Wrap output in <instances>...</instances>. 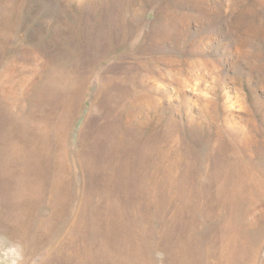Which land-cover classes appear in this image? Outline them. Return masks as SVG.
Here are the masks:
<instances>
[{"label": "rangeland", "instance_id": "374dc122", "mask_svg": "<svg viewBox=\"0 0 264 264\" xmlns=\"http://www.w3.org/2000/svg\"><path fill=\"white\" fill-rule=\"evenodd\" d=\"M26 87L52 121L68 100L53 180L75 196L15 210L26 238L0 214V264H182L165 235L206 264L229 227L228 253L264 264V0H0V100Z\"/></svg>", "mask_w": 264, "mask_h": 264}, {"label": "bare ground", "instance_id": "6f19581e", "mask_svg": "<svg viewBox=\"0 0 264 264\" xmlns=\"http://www.w3.org/2000/svg\"><path fill=\"white\" fill-rule=\"evenodd\" d=\"M47 85H49L50 89V79H48ZM30 95L31 93H28L26 87V89H22L19 93H16L15 91L13 92V94H8L7 97L0 100V200L3 201L2 206L5 207L4 209H2L3 211L0 212V214L1 217L5 219L4 217H6V212L10 210L11 215L7 216V220L14 221L12 233L15 235L21 234L25 238L28 234V232L26 231L27 228L24 229L26 232L20 229L21 224L19 223H22V220L21 217H18V214L22 210L21 208H24L30 204L33 207L32 210L34 209V212H37L41 209L42 200L47 197L48 202H46L45 204L51 206L52 212L56 213L55 218H58L61 215L65 201L69 197L75 196V193H73L72 191L73 185L71 186L69 182L53 180L57 177L62 176V169L60 168L61 165L59 166V163L63 159L62 151H64L65 149H62L63 146L61 144L62 141L60 135L64 132L67 127L66 122L68 123V121L70 120H68L67 118V116L70 115L67 111V106L70 107L68 100L66 98H62L60 104V109L62 110L61 112L59 110L56 111V113H59L60 116L56 119V121H52L53 117L51 116L50 110L53 104V100H51L50 98V90L48 91L47 88H42V90L38 91V98L35 102L32 101V99L30 101L26 100V98H28ZM103 104L104 107L109 108L108 101L105 99V95L103 99ZM33 107H39L40 113H36V108L34 109ZM96 125L97 123L92 126V129L90 128V137L92 139L90 138L91 141H89V143H93L94 137L97 135H100L101 143L104 138L108 137V128L110 126L108 125L107 121L101 125ZM106 152L107 150H105L104 146L95 148V157L92 159V163L96 164L97 160H106ZM231 186L232 185L230 184V187ZM26 194L30 195L26 197ZM79 196L82 198L80 205L81 209L83 210V207L85 206L86 200L89 196H87L84 192L79 194ZM90 203L91 200L87 202L86 206L90 205ZM17 209L19 210V213L14 214V211ZM25 217L23 216V218ZM114 217L116 218L114 214L110 216L108 219V223H112L115 219ZM222 220H220V222ZM47 221L48 219L44 220V223ZM41 222H37V226H39ZM220 224L221 225L219 226H222V223ZM227 234H231L230 237L227 238V241L225 243L220 245L219 250L216 251L217 253L213 257V259H211L212 261L210 263L208 261H205L206 264H230V262H232L233 264H239V262L242 260V258L244 257L243 255L245 254L242 251L228 253L229 251L234 249L236 245L234 243L236 236L234 228L231 227L230 229L229 227V230L227 229ZM166 237L167 235L163 236V239L168 247L166 255H170L171 257L176 256V258H183V261L181 259L182 264H200L198 262V259L194 257V253L191 251L192 249L190 248L189 243L186 239H181L178 236V240H167ZM108 239H117V236L105 235V240L108 241ZM32 242L38 245V236L36 239H33ZM86 248L91 254H99L98 250L95 248V245L93 243L89 244ZM55 256L60 258L63 255L61 252L57 253ZM83 260L87 262L86 258Z\"/></svg>", "mask_w": 264, "mask_h": 264}]
</instances>
